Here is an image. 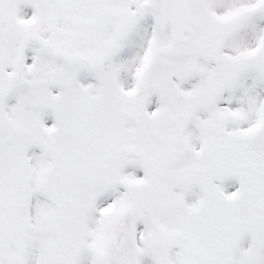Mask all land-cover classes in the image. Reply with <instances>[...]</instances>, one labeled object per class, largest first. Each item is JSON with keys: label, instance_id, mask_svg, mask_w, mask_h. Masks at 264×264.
<instances>
[{"label": "snow or ice", "instance_id": "6c2138e0", "mask_svg": "<svg viewBox=\"0 0 264 264\" xmlns=\"http://www.w3.org/2000/svg\"><path fill=\"white\" fill-rule=\"evenodd\" d=\"M0 264H264V0H0Z\"/></svg>", "mask_w": 264, "mask_h": 264}]
</instances>
